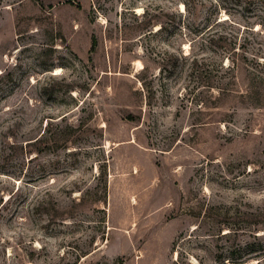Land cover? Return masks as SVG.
<instances>
[{"label":"rangeland","instance_id":"1","mask_svg":"<svg viewBox=\"0 0 264 264\" xmlns=\"http://www.w3.org/2000/svg\"><path fill=\"white\" fill-rule=\"evenodd\" d=\"M263 249L264 0H0V264Z\"/></svg>","mask_w":264,"mask_h":264},{"label":"trees","instance_id":"2","mask_svg":"<svg viewBox=\"0 0 264 264\" xmlns=\"http://www.w3.org/2000/svg\"><path fill=\"white\" fill-rule=\"evenodd\" d=\"M243 1L246 2L247 4H251V3H253L254 0H243ZM184 6L187 7V4L184 3ZM256 245H257V249H254V250H257L255 252H258V251H260V248H262V245L259 242H257ZM263 251H264V249H263Z\"/></svg>","mask_w":264,"mask_h":264}]
</instances>
